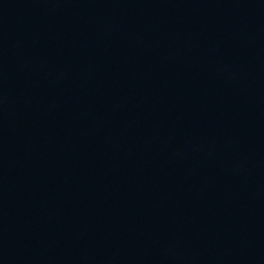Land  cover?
<instances>
[{
	"label": "water",
	"instance_id": "obj_1",
	"mask_svg": "<svg viewBox=\"0 0 264 264\" xmlns=\"http://www.w3.org/2000/svg\"><path fill=\"white\" fill-rule=\"evenodd\" d=\"M0 264H264V0H0Z\"/></svg>",
	"mask_w": 264,
	"mask_h": 264
}]
</instances>
